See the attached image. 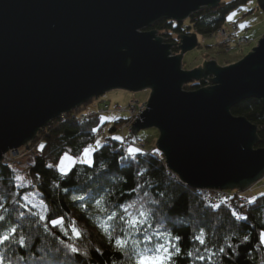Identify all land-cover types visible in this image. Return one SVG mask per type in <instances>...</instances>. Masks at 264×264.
Masks as SVG:
<instances>
[{
    "label": "water",
    "instance_id": "1",
    "mask_svg": "<svg viewBox=\"0 0 264 264\" xmlns=\"http://www.w3.org/2000/svg\"><path fill=\"white\" fill-rule=\"evenodd\" d=\"M222 0H0V162L39 130L93 98L149 89L132 135L154 128L166 167L196 190L244 192L264 179L257 127L230 110L248 99L264 109V35L239 62L182 69L195 34L178 36V55L150 27L182 23ZM209 79L210 86H183Z\"/></svg>",
    "mask_w": 264,
    "mask_h": 264
},
{
    "label": "trees",
    "instance_id": "2",
    "mask_svg": "<svg viewBox=\"0 0 264 264\" xmlns=\"http://www.w3.org/2000/svg\"><path fill=\"white\" fill-rule=\"evenodd\" d=\"M247 1L222 0L214 8L201 9L190 16L189 27L161 19L149 30L171 45L172 55H178L179 35L189 34L190 30L201 36L213 35L222 27L226 15ZM256 3L257 11L264 17V0H256ZM208 86L209 79H201L185 84L183 90L195 91ZM82 107L63 114L38 131L30 144L31 150L28 149L34 156L29 167L31 185L28 188H18L13 169L0 163V216L5 217L0 223L15 227L16 239L25 238L24 247L12 245L15 255L6 252L7 245H0V264H128L129 255L135 261L132 241H139V233L125 237L119 231L122 226L119 218L107 220L109 212H119L132 202L144 203L163 221V227L154 224L148 230L149 235L156 228L172 234L171 239L162 238V241L170 239V250L172 244L180 248L179 256L173 253L172 264H264V246L260 242V233L264 230V193L244 202L231 197L227 203L209 204L199 190L188 187L168 170L155 147L146 150L143 140L144 150L129 155L123 148V139L109 137L93 153L91 167L77 164L67 175L59 173L55 167L49 168V162H56L63 154L79 155L93 142L96 129L104 127L105 124L100 123L101 115L92 112L86 117ZM230 113L244 117L257 127L258 141L254 148H263L261 101L245 100ZM124 120H115L109 131L117 130ZM31 191L48 208L50 218L63 217L65 225L74 224L82 233L81 238L73 239L68 227L60 231L31 215L32 209L23 200ZM101 197L104 204L100 207L107 205L104 212L96 206ZM201 230L205 245L195 239ZM118 236L128 240V255L115 249L114 239ZM69 244L77 248L76 253L67 247ZM221 248L223 252L219 251ZM136 251L146 252L147 249L140 244ZM188 253H192L191 257Z\"/></svg>",
    "mask_w": 264,
    "mask_h": 264
},
{
    "label": "rangeland",
    "instance_id": "3",
    "mask_svg": "<svg viewBox=\"0 0 264 264\" xmlns=\"http://www.w3.org/2000/svg\"><path fill=\"white\" fill-rule=\"evenodd\" d=\"M224 1L228 2L230 0ZM182 23H184V26L189 27L188 19ZM232 24L237 25V37L245 36L248 40L252 41V43L238 44L236 43V39L234 37L232 39L233 41L230 42V47H232L233 50L230 52H225L223 45H221L223 43V39L221 37H218L215 34L210 36H201L196 34L193 30H190V33L186 35L195 34L197 37L198 45L193 50L183 54L182 69L185 71L194 70L199 66L202 67V64L204 62H208L211 60L214 61L218 67H226L239 62L247 54H249L252 49L257 46L259 39H261L264 35V17L259 11H257L256 0H248L245 4H242L239 9L229 12L226 15V19L220 29L228 31L230 30V25ZM149 95V89L139 92H129L120 89L110 90L100 97L93 98L91 101L84 104L82 107V112L85 113L86 117L92 114V112H96L98 114L99 109L102 108L104 104H107L111 109L114 106H118L122 109H128V106H131V104L140 107L141 105L146 104ZM105 117L108 118L107 121L103 119ZM126 118L127 114L125 113H107L101 115L100 123L105 125L100 130L96 129L98 130L97 135L89 146H96V142L99 141L100 147L105 142L106 138L109 137H117L118 139L116 140H122L123 135L121 134L119 127L115 131H109V127L115 120ZM125 134L128 135V130H125ZM157 138L158 131L154 128L140 130L136 135L130 136V140L132 141H134L135 139L143 140L145 142L146 150H150L154 147L156 148ZM30 144H28L26 147L16 150V154L11 157L12 160L7 165L11 167L15 172L16 186L21 189L28 188L31 185L29 178V167L33 164L34 156L31 154L32 152H29V150H31ZM41 146L42 145L40 144L38 146V149H40ZM64 155L65 154H63L61 157H63ZM70 156L79 157L80 154L77 156ZM60 158L56 162H49V165L51 164L57 169L56 166L59 163ZM65 171H67V168L65 169ZM58 172L61 173L59 170ZM68 172L69 171H67V173ZM18 177L20 179H18ZM263 184L264 179L254 186V195L258 196L264 193ZM199 191L201 192V190ZM23 200L27 206L28 204H31L33 202H35L37 205L44 206L38 195L33 191L26 193ZM261 232H264V230H262Z\"/></svg>",
    "mask_w": 264,
    "mask_h": 264
},
{
    "label": "snow or ice",
    "instance_id": "4",
    "mask_svg": "<svg viewBox=\"0 0 264 264\" xmlns=\"http://www.w3.org/2000/svg\"><path fill=\"white\" fill-rule=\"evenodd\" d=\"M107 121V117L103 118ZM113 139H118L113 137ZM99 141L96 142V146L85 147L79 157H72L68 154H65L60 158L59 163L57 164V169L63 174L67 175V171H71L73 167L77 164H84L88 167L92 166L93 153L99 147ZM137 152L135 148H129V155H134ZM49 168L53 165H48ZM67 168V171L65 169ZM18 179H20L18 177ZM147 195V193H145ZM78 199L83 200V197ZM151 203H156L152 201ZM104 204V197H101L96 201V206L98 210L104 212L107 210V205L100 207ZM24 207V205H21ZM28 208L32 209L31 215L36 216L40 222H47L52 228L63 231L65 227H68L69 233L73 239L78 240L81 238L82 233L74 224L65 225L63 217L50 218L48 213V208L46 206L37 205L35 202L28 204ZM44 213V214H41ZM233 215H236L233 213ZM119 218L120 224L122 225L119 231L124 234L126 237L129 233H139V241L133 240V248L131 249L132 254L137 256L135 261L132 260L131 255H129L128 264H172V261L175 256H179L180 248L174 244L171 245V250L169 248L170 239L172 234L166 230L161 231L163 227V221L156 218V213L153 209L145 206L144 203L132 202L128 205L120 208V211H111L107 215V220L114 221ZM238 219H246L245 217H237ZM5 217L0 216V221H4ZM160 225L161 228H156L153 230L152 235L148 234V230L153 228V225ZM115 231V227L112 229ZM17 229L11 225L5 226L3 223H0V245H7L6 252L11 255H15L16 249L12 245H18L19 247L25 246V238H15V233ZM169 237L170 239H165L162 241L163 237ZM200 245H205L206 241L204 239V231L201 230L200 234L195 237ZM247 239V237H245ZM260 242L264 245V232L260 233ZM140 244H143L147 249L146 252H139L136 249ZM128 240L122 239L121 237H116L114 239V247L117 251L122 252L125 255L129 254L128 250ZM73 253L77 252V248L71 244L67 245ZM220 252H223L224 249H219ZM191 257L192 253L187 254ZM199 259H205L204 257H198ZM55 264V262H54Z\"/></svg>",
    "mask_w": 264,
    "mask_h": 264
},
{
    "label": "built area",
    "instance_id": "5",
    "mask_svg": "<svg viewBox=\"0 0 264 264\" xmlns=\"http://www.w3.org/2000/svg\"><path fill=\"white\" fill-rule=\"evenodd\" d=\"M216 36L221 37L223 39V45L225 52H230L233 50L232 47H230V42H232L233 38L235 37L236 43L238 44H250L252 41L248 40L245 36H239L237 37V25L232 24L230 25V30L225 31L223 29H219L216 33ZM172 54V52H171ZM146 109V104L141 105L140 107L131 104V106H128V109H122L118 106H114L112 109L107 105L104 104L102 108L99 109L98 114L103 115L107 113L111 114H121L125 113L127 114V118L124 120V122L119 126V129L121 131V134L123 135V148L128 150L129 148H135L137 151H143L144 150V143L142 140L135 139L134 141L130 140V136L132 135L131 127L133 122L140 117V114H142ZM83 118V117H82ZM84 119V118H83ZM125 130H128V135L125 134ZM17 151H11L7 154L3 155L1 164L8 165L11 162V157L16 154ZM259 183V182H258ZM256 185V184H255ZM255 185L250 187L248 190L244 192L239 191H221V190H211V189H205L201 190L202 194L204 195L207 203L209 204H215L217 202H225L227 203L231 197H237L240 199V201H247L251 199L254 195ZM264 185V184H263Z\"/></svg>",
    "mask_w": 264,
    "mask_h": 264
}]
</instances>
